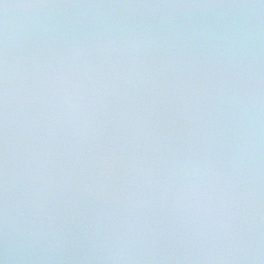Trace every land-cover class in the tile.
<instances>
[{
	"label": "clouds",
	"instance_id": "9594fccd",
	"mask_svg": "<svg viewBox=\"0 0 264 264\" xmlns=\"http://www.w3.org/2000/svg\"><path fill=\"white\" fill-rule=\"evenodd\" d=\"M0 264H264V0H0Z\"/></svg>",
	"mask_w": 264,
	"mask_h": 264
}]
</instances>
